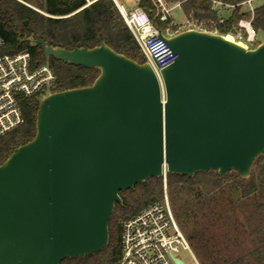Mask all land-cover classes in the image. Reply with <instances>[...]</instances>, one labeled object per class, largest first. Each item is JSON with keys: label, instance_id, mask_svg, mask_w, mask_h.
<instances>
[{"label": "water", "instance_id": "obj_1", "mask_svg": "<svg viewBox=\"0 0 264 264\" xmlns=\"http://www.w3.org/2000/svg\"><path fill=\"white\" fill-rule=\"evenodd\" d=\"M159 37L177 56L160 78L106 43L67 50L22 40L99 75L44 98L34 139L0 165V264L102 251L120 193L151 178L251 177L264 154V42L247 49L197 30Z\"/></svg>", "mask_w": 264, "mask_h": 264}, {"label": "trees", "instance_id": "obj_2", "mask_svg": "<svg viewBox=\"0 0 264 264\" xmlns=\"http://www.w3.org/2000/svg\"><path fill=\"white\" fill-rule=\"evenodd\" d=\"M212 1L214 0H165L168 4L180 3L188 20L216 23L214 31L224 36L235 33L240 20L251 18L248 12H243L242 4L248 0H216L234 6L230 17L223 24H219V13L212 10ZM138 6L149 14L156 28L163 32L168 29L172 33L178 31L172 19L161 22L158 9L152 0H141ZM252 27L257 34L264 32V4L255 8ZM31 35L43 39L50 46L67 50L82 47L92 49L106 43L117 53L140 64L146 62L145 58L141 59L138 43L114 0H0V36L5 42L0 54L14 55L28 51L34 63H48L57 77L54 93L90 86L98 77V70L47 58L40 47H31L29 43L22 42L25 37ZM40 103V97L21 99L24 123L0 139V165L15 149L34 139ZM231 182L239 186L244 198L257 194L259 184H264V154L255 161L248 180H242L236 172L224 177L214 171L194 176L166 174L171 196L177 194L185 199H196L209 205L217 203L214 195L229 187ZM163 189L164 177L151 178L132 190L121 192L122 203L116 204L112 214L106 248L92 256L67 259L61 264L117 262L121 255L122 222L161 200ZM188 213L186 208L177 210L175 217L181 221L183 228V221L188 218ZM258 231V235L255 233V248L247 256L225 264H264V221ZM187 237L193 240V235Z\"/></svg>", "mask_w": 264, "mask_h": 264}, {"label": "built area", "instance_id": "obj_3", "mask_svg": "<svg viewBox=\"0 0 264 264\" xmlns=\"http://www.w3.org/2000/svg\"><path fill=\"white\" fill-rule=\"evenodd\" d=\"M152 1L158 9L161 22L171 19V9L163 0ZM254 1L248 0L242 4L243 7H248L247 12L251 18L240 20L235 33L226 36H231L233 41L247 49H254L259 45L258 34L252 27ZM114 2L138 43L146 62L160 78L161 70L174 64L177 56L172 53L166 42L160 39L159 29L153 25L146 11L139 6L128 10L119 5L117 0ZM233 8L234 6L212 1V10L219 13V24H223L227 19L221 16L220 12ZM215 28L214 22H199L194 19L180 26L183 31L197 30L218 34L214 31ZM176 33L179 32L172 33L169 29L163 32L167 38ZM4 46L5 42L0 36V50ZM56 81L57 77L53 68L48 63H34L28 51L14 55L0 54V139L24 123L20 107L21 99L41 97L47 91L53 92ZM180 248L190 250L189 243L175 217L167 193L165 175L162 199L123 222L121 255L113 264H174L172 256L176 257Z\"/></svg>", "mask_w": 264, "mask_h": 264}, {"label": "rangeland", "instance_id": "obj_4", "mask_svg": "<svg viewBox=\"0 0 264 264\" xmlns=\"http://www.w3.org/2000/svg\"><path fill=\"white\" fill-rule=\"evenodd\" d=\"M118 1L128 10H132L140 2ZM166 4L171 9L170 17L178 27V32L183 31L180 26L186 25L188 19L182 7L175 3ZM263 4L264 0L253 2L255 8ZM232 10L226 9L220 14L229 18ZM247 11L248 7L244 6L243 12ZM262 42L264 32L258 34V44ZM140 57L143 60L145 58L142 52ZM52 93L45 92L40 97V102ZM167 193L175 216L179 209L186 208L189 212L188 218L183 221L184 228L181 221L176 218L190 246L189 251L180 248L176 253V257L185 264H225L247 256L255 248V236L259 234L258 229L264 221V184H259L257 194L244 198L239 186L231 182L229 187L216 194L217 196L214 195L217 203L210 205L196 199H185L177 194L171 196L168 187ZM187 235H193V240H189Z\"/></svg>", "mask_w": 264, "mask_h": 264}, {"label": "crops", "instance_id": "obj_5", "mask_svg": "<svg viewBox=\"0 0 264 264\" xmlns=\"http://www.w3.org/2000/svg\"><path fill=\"white\" fill-rule=\"evenodd\" d=\"M139 1H141V0H139ZM117 2H118L119 5L123 6L122 4H120V2H119L118 0H117ZM137 6H138V5H137ZM137 6H135V7H137ZM135 7H134V8H135ZM179 32H180V31H179ZM181 32H182V31H181Z\"/></svg>", "mask_w": 264, "mask_h": 264}, {"label": "bare ground", "instance_id": "obj_6", "mask_svg": "<svg viewBox=\"0 0 264 264\" xmlns=\"http://www.w3.org/2000/svg\"><path fill=\"white\" fill-rule=\"evenodd\" d=\"M227 38H228L229 40H233V38H232L231 36H228Z\"/></svg>", "mask_w": 264, "mask_h": 264}]
</instances>
